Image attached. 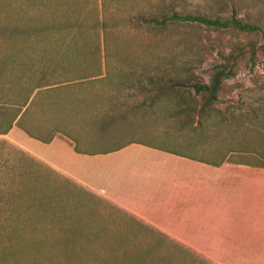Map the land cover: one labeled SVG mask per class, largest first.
<instances>
[{"label": "rangeland", "instance_id": "1", "mask_svg": "<svg viewBox=\"0 0 264 264\" xmlns=\"http://www.w3.org/2000/svg\"><path fill=\"white\" fill-rule=\"evenodd\" d=\"M181 1L183 11L264 22V0H229L226 13L212 0ZM135 7L150 11V0H0V52L20 41L66 43L70 68L55 74L85 77L37 102L31 115L38 131L59 133L87 152L134 141L211 162L230 154L231 161L264 164V30L125 22ZM221 67L235 74L204 105L192 84H208ZM169 76L182 84L168 85ZM22 173L21 192H4L0 264H206L50 172L25 166Z\"/></svg>", "mask_w": 264, "mask_h": 264}, {"label": "crops", "instance_id": "2", "mask_svg": "<svg viewBox=\"0 0 264 264\" xmlns=\"http://www.w3.org/2000/svg\"><path fill=\"white\" fill-rule=\"evenodd\" d=\"M225 157L210 165L134 141L77 152L62 137L44 142L13 125L0 133V215L4 192H21L28 166L109 202L206 264H264V164Z\"/></svg>", "mask_w": 264, "mask_h": 264}, {"label": "trees", "instance_id": "3", "mask_svg": "<svg viewBox=\"0 0 264 264\" xmlns=\"http://www.w3.org/2000/svg\"><path fill=\"white\" fill-rule=\"evenodd\" d=\"M228 1L212 0L211 3L220 7L218 12L226 13ZM181 3V0H150V11L135 7L134 12L130 11V14H127L125 22L137 20L156 28L188 24L203 25L216 30L233 29L244 33H263L264 22L259 17L247 16L243 19L235 16L234 12L230 16H221L219 13L187 12L181 10ZM30 32L25 30L22 33L29 34ZM70 46L66 43L40 44L29 41L2 46L0 52V133H6L13 125H16L29 136L44 142H49L55 136L61 137L59 133L49 132L43 135L38 131L39 124L32 117L31 110L39 100H49L53 96H59L63 86L85 78L61 77L55 74L56 70L70 68ZM97 68L99 74L96 76H100V63ZM11 71L14 73H10ZM7 72L10 75L7 76ZM234 74L235 72L230 67H221L214 72L208 84L193 83L192 86L196 93H203V104L207 105L217 100L216 92L222 80ZM90 78H95V76L92 75ZM166 81L170 86L182 84L174 76H169ZM154 82L156 81L152 83ZM157 84L161 85L162 82L159 81ZM73 147L77 152H84L76 145ZM178 155L210 165H219L226 160L224 157L218 162H211L198 157Z\"/></svg>", "mask_w": 264, "mask_h": 264}]
</instances>
